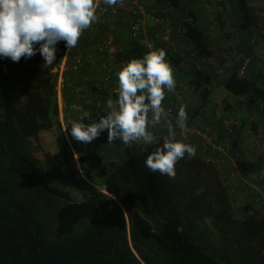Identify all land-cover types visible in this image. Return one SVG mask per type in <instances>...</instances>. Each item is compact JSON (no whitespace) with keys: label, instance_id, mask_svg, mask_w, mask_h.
I'll return each instance as SVG.
<instances>
[{"label":"trees","instance_id":"1","mask_svg":"<svg viewBox=\"0 0 264 264\" xmlns=\"http://www.w3.org/2000/svg\"><path fill=\"white\" fill-rule=\"evenodd\" d=\"M154 1L174 8L180 3ZM237 2V10L232 9L230 14L235 17L239 13L238 31L252 36L259 29L260 16L248 0ZM186 26L187 39L210 56L201 31L188 21ZM159 36L158 27L151 23L144 38L128 37L119 44L116 59L124 64L150 50L163 49L172 68L180 65L181 60L160 43ZM64 50L61 41L51 67L44 64L39 54L19 62L0 59V145L8 149L14 171L29 186L38 184L65 200L57 213L54 237L47 240L33 207L3 174L0 162V264H148L140 248L142 241L148 239L186 264H264V210L247 200L235 209L232 198L237 196L231 198L216 165L203 159L202 152L196 151L191 158L185 154L175 164L174 177L152 173L145 166L147 156L165 138L177 140L169 120L161 122L168 129L159 132L149 128L156 138L152 144H117L108 152L100 144L97 152L88 154L76 146L77 161L84 174L88 171L86 178L94 177L93 185L79 177L80 172L74 169L76 161L64 141L56 152L41 148L40 132L59 130L56 74L52 70ZM173 75L182 90H191L199 99L192 117L203 114L213 89L219 86L233 97L246 98L252 107L262 105L264 113V75L261 84L249 78L248 72L247 77H238L237 68L215 84L206 71L194 70L186 75L179 73L180 76L173 71ZM64 97L66 103L72 102L69 90H65ZM100 98L106 113L107 100L115 102L117 95ZM188 144L194 146L193 142ZM115 148L122 151L107 164L109 160L103 158H113L110 151ZM90 160L92 169L87 164ZM236 161L237 170L245 176L256 170L245 159ZM78 187L76 199L72 190ZM253 195L248 196L251 199ZM83 221L85 226L75 232L76 225Z\"/></svg>","mask_w":264,"mask_h":264},{"label":"clouds","instance_id":"2","mask_svg":"<svg viewBox=\"0 0 264 264\" xmlns=\"http://www.w3.org/2000/svg\"><path fill=\"white\" fill-rule=\"evenodd\" d=\"M103 3L112 6L117 0ZM97 7L96 0H0V59L19 62L39 54L45 65L53 66L57 45L63 41L66 49L75 47L81 34L96 21ZM165 57L163 49L150 50L122 64L115 72L117 99L107 100L106 114L98 115V120L84 123L89 113L73 104L72 109L82 115L68 122L70 128L65 129L70 137L89 144L107 130L108 143H154L156 138L149 128L160 124L162 118L166 121L162 101L165 92L171 93L176 87L173 69ZM178 118L186 120L184 106ZM185 154L195 156V147L165 138L144 163L152 173L174 177L175 164ZM102 187L97 188L106 192Z\"/></svg>","mask_w":264,"mask_h":264},{"label":"built area","instance_id":"3","mask_svg":"<svg viewBox=\"0 0 264 264\" xmlns=\"http://www.w3.org/2000/svg\"><path fill=\"white\" fill-rule=\"evenodd\" d=\"M96 2L98 4L96 21L81 34L75 47L65 48L59 63L52 70L56 74L58 129L78 167L80 164L77 161L76 146L84 143L72 139L68 130L65 129L70 120H79L82 115V113L74 111L72 105L79 104L89 113V118L84 120L86 124L98 120V115L105 114L102 109L103 100L100 96L117 95L118 81L115 72L123 64L116 59V52L120 46L118 36L121 30H126L133 40L144 38L148 26L147 22H150L159 29L160 43L173 56L179 58L180 64L184 65L186 69L195 68L198 71H204L206 67L211 66L216 74L222 73V67L218 68L214 64L213 57L201 53L195 43L187 39L186 22L188 19L183 17L178 22H174V7L168 3L163 5L156 3V1L117 0L115 5L108 6L103 3V0H96ZM208 10L211 11L210 7ZM236 44V39L232 38L230 45L235 48ZM255 56V53L242 56L237 67L238 77H247L248 68ZM65 90H69L72 96L70 104L64 100ZM181 94V84L176 81L175 90L171 93L166 91L162 101L166 119L173 121L177 125L176 131L180 133L176 139L184 143L197 140L203 153V159L211 161L216 167L228 159L230 172L227 180H225L228 192L238 195L241 191L247 190L248 179L240 177L237 170V157L229 159L231 145L228 140L219 139L212 133L208 125L199 123L180 125L178 123L175 115L181 106L186 108L179 100ZM234 124L238 125L237 122ZM101 138L107 139L105 132L93 140L91 144H95ZM210 152L212 154H209ZM82 176L84 175L82 174ZM256 177L264 190V163L257 170ZM257 190L249 191L250 194H254L249 201H254L255 205L261 206L264 210V191Z\"/></svg>","mask_w":264,"mask_h":264},{"label":"crops","instance_id":"4","mask_svg":"<svg viewBox=\"0 0 264 264\" xmlns=\"http://www.w3.org/2000/svg\"><path fill=\"white\" fill-rule=\"evenodd\" d=\"M144 2H152L154 0H143ZM238 1V0H235ZM250 6L256 8V14L260 16L259 29L250 36L247 32H239L237 29V19L240 17L239 13L235 17L230 14L232 9H236L234 0H180L177 8H174L173 18L174 22H178L180 18L186 17L188 22L192 23L194 27L201 31L204 42L206 43L207 50L210 51V56L214 58V64L219 68L222 67V73L216 76L213 68L208 66L204 69L207 73L213 77V84L224 79L227 73L239 66V61L242 56L246 54L255 53L256 56L252 61V64L248 68V77L257 80L259 84L262 83L261 75H264V0H248ZM211 9L209 11L208 9ZM151 25L150 22H147ZM259 30V31H258ZM218 31L220 36L221 31L229 32L226 34L229 38L228 43H225L224 49L222 48L223 41H219ZM225 33V32H224ZM217 36L215 39L214 36ZM225 36V35H224ZM128 32L123 30L121 32L120 43H124L128 38ZM214 38V40H213ZM234 38L237 41L236 47L233 48L230 45L231 39ZM217 45H220L217 48ZM225 55L222 57L221 55ZM219 57V58H217ZM173 71L186 75L187 73L196 70L195 68L186 69L184 65L180 64L172 68ZM183 75V76H184ZM175 77V76H174ZM176 78V77H175ZM178 78V77H177ZM196 96H191L186 89L182 90L180 102L185 105L186 120L180 121L177 115V120L180 125H188L192 123H199L202 125H208L212 133L219 139H226L229 141L231 148L229 151V159L237 157L238 159H245L247 162L253 164L256 170L248 171V176L240 173L242 178H248L247 190L241 191L237 196L240 201H249V191L263 190V186L257 181L256 172L260 165L264 163V113L261 107H252L246 98L243 97H225L218 103H210L204 109L203 114L199 113L196 117H192L191 106L194 103ZM225 100V103H223ZM195 108V107H194ZM192 117V119H191ZM237 122V126L234 124ZM160 124L152 127L156 131L168 129L166 126ZM172 134L174 138L180 135L176 130V124L170 121ZM107 135V130L104 131ZM102 145L107 150L115 145L123 144L119 140L113 143H108L106 138H101L97 141V144L87 146L83 144L80 149L85 151V154L90 152H97L100 148L97 145ZM196 151H200V145L197 140L193 142ZM113 150V149H112ZM118 150L110 151L114 154V157L109 159L116 160ZM109 152V153H110ZM123 154V152H122ZM209 154H212L211 152ZM96 161V160H93ZM89 169L94 168L91 166V160L88 161ZM230 161L227 159L224 163H221L217 167L220 176L227 180L228 173L230 172ZM96 170V169H95ZM95 170L93 174L95 176ZM257 184L255 187L252 186ZM264 191V190H263Z\"/></svg>","mask_w":264,"mask_h":264},{"label":"rangeland","instance_id":"5","mask_svg":"<svg viewBox=\"0 0 264 264\" xmlns=\"http://www.w3.org/2000/svg\"><path fill=\"white\" fill-rule=\"evenodd\" d=\"M234 4L236 5L235 7L238 8V2L234 0ZM225 32V33H224ZM221 31V34L223 36H220L219 31H218V37L220 38L219 41H223L224 44L222 43V49L225 47V43H228L229 38H227L226 34H229V32ZM225 35V36H224ZM214 38L216 39L217 36L215 35ZM213 38V40H214ZM220 45H217V48ZM226 49V47H225ZM224 57L225 55H221ZM219 58V57H217ZM218 74H216L215 77H217ZM219 78V76H218ZM178 81V80H175ZM191 96H194L193 92L191 90H186ZM225 97H232L229 92H227L223 87H215L213 89V92L209 98L210 103H218V101L222 100V98ZM199 104V99H195L194 103L192 104V112L194 107H197ZM104 111V105L102 107ZM105 113V111H104ZM106 114V113H105ZM169 120V119H166ZM171 121V120H169ZM161 122H166L164 118H162ZM38 141L40 143L41 148L47 152H56L59 148L61 143L63 142V139L60 135L59 130H43L40 132ZM87 146H92L91 143L86 144ZM79 148L82 147L83 145H77ZM108 159L106 156L103 158V160ZM0 162H1V169L3 174L6 176V178L15 186L18 194L20 197L27 203H29L33 209L34 212L36 213L38 219L41 222V225L43 227V235L47 240H52L54 237V233L56 232V227L58 225V217L57 213L59 208L64 205L65 200L57 197L56 195L44 190L40 185L36 184L33 186H29L27 182L22 180L20 175L16 173L11 165V159H10V153L7 148L3 147L0 145ZM75 170L79 171V177L86 180L90 184H94V177L92 176L91 178L85 176V174H88V171L83 170V166L79 165V167L76 165L74 167ZM80 169V170H79ZM82 174L84 176H82ZM255 184L254 186H256ZM65 187V186H63ZM66 188V187H65ZM80 193V188H75L72 190V196L75 197L76 199L78 198V195ZM235 194H231V198ZM232 206L237 209V207L242 206L244 201H240V199L237 198H232ZM241 203V205H239ZM84 221L76 225L75 227V232L78 231L77 229L80 226H83ZM85 226V225H84ZM83 226V227H84ZM140 248L143 252V254L147 257L148 264H186L183 262L181 259H179L177 256H175L172 252L166 250L162 246L156 243L155 240L153 239H148L146 241H142L140 244Z\"/></svg>","mask_w":264,"mask_h":264},{"label":"water","instance_id":"6","mask_svg":"<svg viewBox=\"0 0 264 264\" xmlns=\"http://www.w3.org/2000/svg\"><path fill=\"white\" fill-rule=\"evenodd\" d=\"M103 188V187H102ZM104 189V188H103ZM106 193V192H105ZM107 194V193H106Z\"/></svg>","mask_w":264,"mask_h":264}]
</instances>
